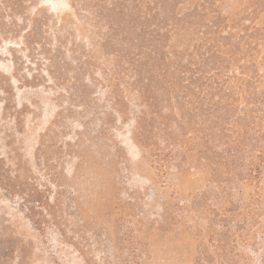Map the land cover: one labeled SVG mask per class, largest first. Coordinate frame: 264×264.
Segmentation results:
<instances>
[{"label":"rangeland","instance_id":"rangeland-1","mask_svg":"<svg viewBox=\"0 0 264 264\" xmlns=\"http://www.w3.org/2000/svg\"><path fill=\"white\" fill-rule=\"evenodd\" d=\"M0 264H264V0H0Z\"/></svg>","mask_w":264,"mask_h":264}]
</instances>
